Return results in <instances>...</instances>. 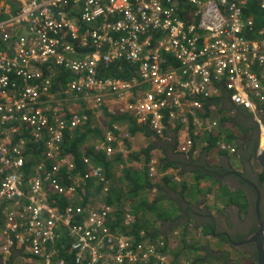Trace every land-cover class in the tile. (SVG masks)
<instances>
[{
    "label": "built area",
    "instance_id": "obj_1",
    "mask_svg": "<svg viewBox=\"0 0 264 264\" xmlns=\"http://www.w3.org/2000/svg\"><path fill=\"white\" fill-rule=\"evenodd\" d=\"M7 1L0 6V16H9L0 20V253L6 260L17 245L41 264H68L57 243L70 238L71 247L61 249L74 253L73 264H141L151 257L164 263L153 246L135 245L112 231L110 206L78 203L86 195L77 192L81 176L72 175L73 159L58 155L65 132L88 116L57 100L53 80L75 77L60 85L69 96L65 102L75 96L99 107L103 93L128 92L120 112L141 124L151 121L159 132L165 114L174 116L183 99L188 108L202 110V101L228 91L234 104L255 117L264 142V26L254 18L264 19V0ZM168 56L176 61L164 72ZM123 60L141 63L150 90L133 92V84L101 75ZM31 142L38 146L33 153L44 145L39 161L27 150ZM190 147L188 140L182 149ZM87 170L97 184L105 181L101 168ZM64 173L72 182L65 186ZM62 199L69 202L64 209Z\"/></svg>",
    "mask_w": 264,
    "mask_h": 264
},
{
    "label": "crops",
    "instance_id": "obj_2",
    "mask_svg": "<svg viewBox=\"0 0 264 264\" xmlns=\"http://www.w3.org/2000/svg\"><path fill=\"white\" fill-rule=\"evenodd\" d=\"M2 2L3 0H1L0 4H2ZM249 10L255 12V8L252 5L249 6ZM254 18L258 27L264 26L263 17L255 15ZM110 99L111 98L108 99L109 102L107 101L106 104L107 109H111V107H113V103L110 102ZM212 103H214L213 106L206 107L203 112H200L197 115H194L193 111L191 110H187L185 112L189 122L191 124H195L194 128L188 129L187 126H183L180 128L179 134H177L176 131H169L167 135H169L168 137L172 140L178 139V136H181L182 138L189 135L194 136L197 133L207 131V129L205 128L207 121L214 120L218 123L216 134H219L221 136L222 134H225V136H233V138L229 139L230 141L227 143L228 145L236 149V153L234 154H232L230 151H223L219 146L209 148L207 146L208 139L206 140V137L208 135L207 133L205 137H200L196 140V149L199 151V155L191 161L186 155L178 154L176 151H174V144H171V142L167 141L166 139H155V137L153 136L147 137L142 132H138L129 140V138H126L125 136L129 129L128 125L125 124L126 122L116 123V125L120 128V132H118V134L116 135L118 143L117 147L115 148L116 154L112 158L114 159V162L112 164L113 172L115 174V178L116 175H125V171H129L131 173V176L138 172L145 178L146 185L143 186L144 188L140 191V196H137L138 203L136 202L135 197L133 199L129 197L128 199H126L125 197V199L122 200V203L125 206V213H129L132 211V205H138L137 217L140 220L139 223L141 224V226L143 225L145 229L148 228L147 225H144L147 223V217L153 215L151 212H149V210H147L148 208L144 205V203H146L147 199H149V201L152 203L154 194L158 193L160 187L156 186V181H151L147 177L145 172V169H147L146 155L142 154V151L146 147L152 145L153 163L155 161L158 163L159 160L162 167L163 165L168 164L175 165L176 169H171L170 173L172 174V172L174 171L175 177L178 178H173V180L166 185H162V182L159 181L162 187L161 194H163L164 196H166L167 194H172L171 199L175 200L176 204L179 197L180 201L182 200L181 203L183 204L185 211H180V216L177 219L169 217L161 219L160 222L153 225L154 227L162 229V231H165L167 229H174L179 226L180 233L183 234L181 241L171 242V252L169 254L167 251H164V254L170 256L169 264H182L184 262V259L186 258H195L204 255V253L202 254V250L197 251L195 254H190L186 247H190L189 244L191 243H193L195 247H210L212 250L217 252L223 251V241L220 238H216V235H205L206 226H209V228L212 227L214 229V219L219 218V216H221L223 221H225L227 224H231V216L229 215L231 211L229 209L234 208V206L236 208H239L240 212L245 215L239 205L231 202V198L233 196L234 198H240V194L242 193L239 190L232 191L228 187L227 183L229 180L228 175H231V172L240 174L244 173L246 161L241 156V149L242 147L244 148V146H246L248 142V138L250 137V134L252 132L253 124H251V120L249 117L250 115L247 112L237 110L235 114L234 112L229 113L227 109L229 111H233V106L231 104L227 103L224 107L223 103L217 99L213 100L211 104ZM101 112H106V110H103ZM101 117L102 116H100L99 119L95 120V122L93 120L92 122L90 121V128L92 130H98L100 128L103 130V132L107 131V124H109L107 122L109 121H107L105 117H103V119H101ZM227 119H235L239 121V126L234 125L233 122L224 121ZM229 132L231 133L229 134ZM87 142V146L102 145V143H100V139H90ZM118 157L121 161L118 160ZM177 160H179L180 162ZM118 166L121 167L122 172H119L117 170ZM196 177L201 178L199 182H197ZM172 182L176 184L174 188L169 187L172 186ZM200 189L201 191H203L202 194L198 193ZM228 191L230 195L228 196L227 202H221V199L223 197L227 198V195L225 193H227ZM142 192H144V194H141ZM181 193L186 196V199L180 195ZM190 193H197L199 197L198 200H195V197H192ZM159 197L160 195L157 194L154 200ZM0 219L1 221H3L2 216H0ZM161 223L163 224L161 225ZM183 227L184 232L181 231ZM212 228L210 229L212 230ZM215 232H217V230ZM155 240L157 241L159 239ZM17 253H14V256ZM177 253H179L178 259L175 258ZM28 254L29 253H27V255ZM193 260L194 259H191L190 261H188L190 263L185 262V264H191ZM40 262L41 261L37 259L26 258V255H23L17 259L18 264H40ZM142 264L159 263L144 261Z\"/></svg>",
    "mask_w": 264,
    "mask_h": 264
},
{
    "label": "clouds",
    "instance_id": "obj_3",
    "mask_svg": "<svg viewBox=\"0 0 264 264\" xmlns=\"http://www.w3.org/2000/svg\"><path fill=\"white\" fill-rule=\"evenodd\" d=\"M7 2H8L7 0H3L2 4H0V6H2V5L7 6ZM0 3H1V0H0ZM1 16H3V15H1ZM259 16L262 17V15H259ZM27 27H28V25L22 26V34L24 35V37H26V36H28V34H30L29 31L27 30ZM24 28H25V33H24ZM13 43H14V41H12L10 44L13 45ZM175 61H176L175 57H172V56L166 57V63L164 64V67L165 68L167 67V68L164 70V72L167 71L168 68H173L174 66H172L171 64L174 63ZM123 62L125 64V66H126L127 71L131 74V79L130 80H125V79H121L120 78L119 80H121L123 82H128L129 84H133L134 87L131 88L132 89L131 91H133V92L140 91V90H145V91L146 90H150L151 89L150 83H147L145 81V79L143 78L142 74H141V71H140L141 63L140 62H130V61H127V60H123L121 63H123ZM120 69H122V66H121ZM107 73H108L107 71L106 72H101V75L102 76L105 75L106 77H108L106 75ZM66 76L70 78L69 81H73L75 79V77L72 76V75H64V76H62V78L66 77ZM112 78H114V77H112ZM53 82L55 84L57 81L53 80ZM68 82H66L65 78H64L63 82H61V84L58 83L57 87H55V85L53 84V91L55 93V97L57 98V100L63 101L65 107L68 106L69 108H72L73 110H75V112H77L79 114L80 113H85L88 116V120L85 122V124L79 126L74 131H72V134H74V132L76 130L81 129L84 126H87L90 121L92 122V120H93L95 122V120H97V118L94 117V113L97 110H99V111L106 110L107 113L103 112L101 119H103V117H105L107 119V121H109V122H107V123H109V124H107V126L109 128L107 127V131L106 132H103V130L100 129V128L98 129L99 131H101V135L100 136L102 137V139L100 140V143H102V145L100 144L101 146H95V145L94 146L93 145L92 146H87L88 142H86V145L83 148V151L87 150L86 147H88V148L89 147H95V151L96 152L103 151L107 155V157L111 160L116 154V149L115 148L117 147V143H118V141L116 139V135L118 134V132H120V128H119V126L116 125V123H118L119 121L115 122L113 127L110 128V120H111L110 117L111 116H115V117L116 116L117 117L127 116L128 119H130V122H131V120H133V122L135 123V125L137 127L146 128L149 131H151L152 135L150 137L153 136V137H155V139H166L167 141H170L171 144H174L173 145L174 151H176L178 154L186 155L192 161V160H194V158H196L199 155V151L196 149V146H197L196 140L197 139H199L200 137H205L207 135V133H208V135H214V136H218L219 138H222L221 135L216 134V131H217V128H218L217 121L208 120L206 125H205V128L207 129V131H203L202 133H197L194 136L189 135V136H185L184 138H182L181 136H178V139L172 140V139H170L168 137L169 135H167V134L169 133V131H174V132L176 131L177 134H179L180 128L183 127V126H187L188 129L194 128L195 124H191L189 122L185 112L187 110H191V111H193L194 115H197L198 113L203 112V110L206 107L213 106L214 103L211 104V102L213 100L217 99V100H219V101H221L223 103L224 107L226 106L227 103L231 104L233 106L232 107L233 111H229L227 109V111L229 113L234 112V114H235V112L237 110H242L244 112H247L250 115L249 117H250V120H251V124H253L252 130L256 129L258 131V133H259V146L257 148L258 150H257L256 154H258V155H259V153H263L264 154V142H262V135H261L262 131H261L260 125L256 121L255 117H253V115L250 112H248V110H245L242 107L237 106L236 104H234L232 102L231 98L228 96V94H231V93H228V91L227 92H223L221 95H219V97H215V98L211 99L210 101H202L205 104L204 108L202 110L188 108L187 107V105H188L187 99H183L180 106L175 107V108L172 109V111L174 113V116H171L170 112L165 114V117L162 119V123H163L164 127H163L162 131L159 132L157 129L154 128V126H153L151 121L150 122L148 121L146 124H141V123L138 122L137 118H135L133 115H130L128 113H121L120 112L121 108L129 101L128 92L124 93L123 95H119L118 93H116V94H113V93L112 94H108L107 92L103 93L102 95H100L101 98H102V104L99 107L95 106V104L91 103L90 101L87 102L83 98H81V97L77 98L75 96H71L69 98V101L65 102L64 99L69 97V96L66 97V96H64L61 93V86L60 85H66ZM223 96H225V97H223ZM109 98H111L110 102L113 103V107H111V109H107V107H106V104H107V101H108ZM195 100H197V99H195ZM78 102H84L85 103L84 107L81 108L82 109L81 111H77L76 110V105H77ZM64 113L69 114V112L66 109H64ZM261 118H262V122H263V125H264V114H263V116ZM235 121H236V123H238L237 126H239V121H237V120H235ZM125 124H127L128 128H129L125 136H126V138H129V140H130V138L133 137L134 135L131 134V132H130V124H129V122H126ZM240 124H241V122H240ZM171 126H173L174 128L171 127ZM147 137H149V136H147ZM108 138H111L110 142L108 141ZM91 139H93V138H91ZM88 140H90V137L88 138ZM188 140L191 141V147L188 149V151H184L182 149L183 145ZM208 145H209V143L207 144V146ZM150 146H152V145H150ZM150 146H148V147H150ZM217 146H219L223 151H230L232 154L236 153V149H234L232 146L228 145V143L225 142L224 140H222V141L219 140L218 143H217ZM108 147L112 148V153H110V154L107 152V148ZM148 147L143 149L142 154H144L143 152ZM152 148H153V146H152ZM30 152L33 154L34 157H36L32 151H30ZM150 156H151V161H150L149 164H147V166H146L147 169H145V172L148 174V175L147 174L146 175L151 181H154L155 179L158 178V180L156 181L157 182L156 186H159L160 190L158 191V193L154 194V196L156 197V195L159 194L160 197H161L163 195V194H161L162 187H161V185L159 183V181L161 180V177H162V180L164 182V185L169 184L170 181L173 180V178L174 179L178 178V177H175L174 171L172 172V174L170 173L171 169L175 170L176 168H174L173 166H167V165H163V167H162L159 160H158V163L156 161L153 163L152 162V151L150 153ZM84 159H85V162L87 163V168H88L89 165L97 167V166H95V164H94L92 159H88L86 157H84ZM177 161H179V160H177ZM30 162H34V161H29L27 164L29 165ZM75 168H77L76 164H75ZM99 168H101V167H99ZM260 170H262V169H260ZM151 174H153V175L151 176ZM104 177H105V175H104ZM119 178L120 177L118 176V180L117 181L122 180L124 178V176H123V178H120V180H119ZM165 178L168 179L167 182H166ZM104 179H105V181L100 183V184L104 185L103 186V196H102L101 199L100 198H93L94 200L92 199V201H95V204L107 205L106 203H104L103 198L106 197V195L110 191V188H111L112 184H111V181L109 179H107L106 177ZM106 183H108V184H106ZM178 183H180V182H178ZM172 185H173V182H172ZM105 188H107L108 190L105 191ZM239 191L242 194H240L241 197L239 198L238 203H234L236 205H240V201L242 203H244V201H245V198H244L245 191H243V190H239ZM202 193H203V191H200L199 194H202ZM171 195L172 194H167L166 196L163 195V198L171 199V198H168V196L172 197ZM180 195L183 196V198L186 199V196L184 194L181 193ZM155 197H154V199H155ZM135 198H136V202L138 203V198L137 197H135ZM159 198H157L156 200L153 199L152 203L149 201V199H147V201H146L147 206L148 205H152V206H149V208L150 207L153 208V206L155 205L156 201ZM179 201H180V199L178 197V201H177L178 205L177 206L179 207L180 211L184 212L185 208H184L183 204L181 203L182 200L180 202ZM139 204H141V203H139ZM82 206H85V205H82ZM107 206H110L113 209V216L115 217V221L108 223V225L112 229L111 225H113L114 223L117 222L116 221L117 218L115 216V213L117 212L116 207H115L116 205H107ZM124 207L125 206L122 203V209H123V212H124L123 220L121 221V223H118L119 226L117 228H115V229H112V231L114 233H117L119 235H122L124 237L132 239V241L134 242L135 245L138 244V243H141V244H144L146 246H153L155 248L154 252H156V255H159L161 257H165L166 261L164 263H162L160 260L156 259L155 257H151L149 261L156 262V263H159V264H169V257L170 256L164 254V251L165 252L167 251L168 254H169L171 252V242L181 241V239L183 237V234L180 233L176 228L170 229V230L167 229L165 231H162V229H159L158 227H154L153 225L155 223L160 222V220L162 219L161 216L156 218V219L154 217L147 218L146 219L147 223L144 224V225H147L148 228L145 229L143 227V225L141 226V224L139 223L140 220L138 219V217L135 216V208L138 207V205H132V211L129 212V213H125ZM261 214H263V213H261ZM256 217H257V212H256ZM163 219H165V218H163ZM218 219H222V217L219 216ZM0 221H1V219H0ZM257 221H258V219H257ZM3 224H4V220L1 221V226H0V246L3 243L2 237H1V232L4 229V225ZM137 224L141 227V229L138 230V235L136 236L135 234H133V231L135 230ZM162 224L163 223H161V225ZM206 227H208V226H206ZM210 228H212V227H210ZM157 229H159L160 231L157 230ZM255 230L257 231V226H256ZM203 233H204V231H203ZM153 234H156V237H153L152 236ZM210 234H211V232H210ZM210 234L207 235V236H210ZM250 236H248V238ZM216 238H218V237H216ZM155 239H159V240L156 241ZM59 242L57 244H59ZM63 246H65V245H63ZM189 246L190 247L187 246L186 248H187V250L189 251L190 254H195L197 251H201V250H202V254H203L204 253L203 249H209L212 252V254H213V252H217V251L212 250L210 247H195L193 245V243L189 244ZM222 247L224 248L225 251L228 250V247L225 245L224 241H223ZM13 251H15L14 253H17V252L19 253V254L17 253L15 255V260H14L15 262L17 261V259L19 257H21L23 255L24 256L26 255V258H28L27 257L28 255L30 257L32 255V254H30V252H25L24 249H18L17 245H15L11 249L10 255L6 256V260H5L4 255L0 253V264H7V262L10 261V256L13 253ZM27 253H29V254L27 255ZM173 256H174V254H173ZM204 256H205V253H204L203 256H200V257L186 258V259H184V262L182 264H185V262H188L191 259H194L191 264H212L213 262L210 261V259H213L217 264H220L219 260L214 259V257H212V258H210V259H208V260H206L204 262H199L198 261L199 258H202ZM72 257H73V259H72L73 262H71V263L73 264L74 263V256L72 255ZM175 258L176 259L179 258V253L176 254ZM28 259H32V258H28ZM35 259H36V257H35ZM188 263H190V262H188Z\"/></svg>",
    "mask_w": 264,
    "mask_h": 264
},
{
    "label": "trees",
    "instance_id": "obj_4",
    "mask_svg": "<svg viewBox=\"0 0 264 264\" xmlns=\"http://www.w3.org/2000/svg\"><path fill=\"white\" fill-rule=\"evenodd\" d=\"M120 66H122V69H120ZM107 76L108 77H114L116 79H125V80H130L131 79V74L127 71L126 69V66L123 63H115V64H111L109 67H108V70H107ZM65 78V81L68 82L70 80L69 77H64ZM64 78H60L59 81H57L54 85L55 87L58 86V82H63ZM110 128L113 127V125L115 124V122L119 121V122H129L130 124V132L131 134L135 135L136 133L138 132H142L144 133L146 136H151L152 133L151 131H149L148 129L146 128H141V127H137L135 125V123L133 122V120H131L130 122V119H128L127 116H124V117H115V116H111L110 117ZM224 121H229V122H233L234 125H237L238 123L235 122V119L233 120H224ZM231 132H229L230 134ZM101 135V131L97 130V129H91L90 128V122L87 126L81 128V129H78L76 130V132L74 134H72L71 132L69 131H66L65 132V140H64V143H63V148L61 150V152L59 153L58 156L60 157H63V156H66V157H70L71 159H73V162L74 164H76L77 168L76 170L72 173L73 176H77V175H80L81 176V189H79L77 192L79 194H81L82 191H84V193H86V195H79L80 197L83 196L84 198V201L83 202H80L82 205H88L90 203H92V199L93 198H102L103 196V184H96V181H93V179H89L88 178V170H87V163L85 162V159L84 157L88 158V159H92L95 166L97 167H101L102 169V174L105 175V177L107 179H109L111 181V184L117 180H115V174L113 172V168H112V164L114 162V159L110 160L107 155L103 152V151H99V152H96L95 151V147H86L87 150L83 151V148L85 147L86 145V142L88 140V138L90 137L93 138V139H102V137L100 136ZM223 138H219L218 136H214V135H207L206 137V140L208 139V147L209 148H213L215 146H217V143L218 141H222L224 140L225 142H229L230 140L229 139H232L233 136L230 135V136H225V134H222ZM30 139V137L28 138ZM41 145H40V150L39 151H35L34 152V155L36 156V160L39 161L42 159L41 157V151L44 150V145L42 144V142H40ZM44 143V142H43ZM32 148H34L33 150H38V146L37 144L31 142L30 144H28V152L32 151ZM152 146L148 147L143 153L146 155V164H149L150 161H151V156H150V153L152 151ZM118 160H120V158L118 157ZM48 164V163H47ZM122 164V163H121ZM30 167L31 166H34L35 165V162H30L29 163ZM173 164H168L167 166H172ZM51 166V165H49ZM173 167L175 168V165H173ZM27 173L29 174L31 171L29 169H26ZM125 175L124 176V179L128 180L129 181V185H130V189L128 191V197L129 198H134V197H137V196H140V191L144 188L143 186L146 185V183L142 184L141 182H139V178L136 177L135 175H132L131 176V173L128 171V173H126V171L124 172ZM147 174V173H146ZM148 175V174H147ZM117 176V175H116ZM166 179V178H165ZM197 179V182H199V180L201 179L200 177H196ZM120 180V179H119ZM261 180L264 181V173L261 177ZM60 181L61 183L65 186V185H69L71 182L70 179H68V176L64 173L63 175L60 176ZM168 181V179H166V182ZM201 189L198 191V193H200ZM227 196L230 195L229 191L227 193H225ZM233 196V195H232ZM112 198H115V201L114 202L112 200ZM124 196L122 195V192H116L115 190L113 191L112 189V185H111V188H110V191L108 192V194L106 195V197L103 198V201L104 203H106L107 205H116V210L117 212L115 213V216L117 218V222L114 223L113 225H111L112 229H115L119 226L118 223H121V221L123 220V217H124V212H123V209H122V200H123ZM60 201V200H59ZM239 201V198L238 197H235L234 196L231 198V202L232 203H238ZM69 205V202L67 200H61L60 201V207L61 209H64L66 208L67 206ZM145 206H147V203H144ZM149 206H152V205H148L147 208H149ZM240 208L241 210L243 211V213L245 215L248 214L249 212V206H248V202L247 200L244 201V203H242L240 201ZM151 208V207H150ZM138 208L136 207L135 208V212L137 214V210ZM108 220H110V217L108 218ZM107 223H109L107 221ZM141 227L137 224L136 225V228L135 230L133 231V234H135L136 236L138 235V230H140ZM211 232V229L209 227H206V230H205V235H209ZM153 237H156V234H153L152 235ZM71 240L70 238H66V239H62L59 244H57V247L60 249V252L62 255H68L67 256V261H68V264H72V259L73 257L70 256L68 254V252L66 251V249L69 248V246L71 247ZM65 245V248L66 249H61L62 246ZM204 253H205V256L202 257V258H199V262H204L210 258H212V252L209 250V249H203ZM14 252L11 254L10 256V263L14 264V260H15V256H14ZM73 256H74V253H72ZM28 258H33L35 259V256L31 255V257L28 255L27 256ZM39 260V259H37ZM9 263V264H10Z\"/></svg>",
    "mask_w": 264,
    "mask_h": 264
},
{
    "label": "flooded vegetation",
    "instance_id": "obj_5",
    "mask_svg": "<svg viewBox=\"0 0 264 264\" xmlns=\"http://www.w3.org/2000/svg\"><path fill=\"white\" fill-rule=\"evenodd\" d=\"M259 146V133L252 130L248 142L241 149V156L246 161L244 173L231 172L228 175V187L232 191H245L244 198L248 202L249 212L243 215L239 208L229 209L231 213V224L223 219H214L215 227L211 234L216 235L228 250L213 252L212 257L219 260L220 264H233L238 257L249 258L252 264H257V252L253 244H241L248 236L254 233L257 226L256 206L259 203L260 212L264 214V181L261 177L264 171L260 170L261 165L255 160V154ZM256 187V188H255ZM209 227V226H208ZM217 230V232H215ZM235 264V263H234Z\"/></svg>",
    "mask_w": 264,
    "mask_h": 264
},
{
    "label": "rangeland",
    "instance_id": "obj_6",
    "mask_svg": "<svg viewBox=\"0 0 264 264\" xmlns=\"http://www.w3.org/2000/svg\"><path fill=\"white\" fill-rule=\"evenodd\" d=\"M9 1L13 2L14 0H9ZM8 17H9L8 15H3V16L0 17V20H4V19H6ZM84 104H85L84 102H78L77 105H76V110L77 111H81L82 110L81 108L84 107ZM102 114L103 113L101 111L97 110L94 113V117H96L97 119H99V117L102 116ZM117 170L119 172H122V169H121L120 166L117 167ZM126 173H128V171H126ZM134 175L139 178V182H141L142 184L146 183L145 182V178L142 176V174H140V173L137 172ZM118 176L120 178H123L122 175H117L116 178H115V180H118ZM157 180H158V178L155 179L154 181H157ZM160 181L162 182V185H164V182L162 180V177H161V180ZM175 185L176 184L173 182V185L172 186H169V187L170 188H174ZM112 189H113V191L115 190L118 193L119 192H122V195L124 196L123 199H125V197H126V199H128V191L130 189V185H129V181L128 180H126V179L123 178L120 181L113 182L112 183ZM144 192H142L141 194H144ZM190 195L192 197H195L194 198L195 200H198V194L197 193H190ZM168 198H172V197L168 196ZM227 199H228V196H227V198H224L223 197L221 199V202L226 203L227 202ZM112 200L114 202H116L115 201V198H112ZM147 210H149V212L152 213V215L154 216L155 219L158 218L159 216H161L162 219L163 218H169V217H172V218H176L177 219L180 216V209L177 206L175 200L165 199V198H163V195L156 201V203L153 206V208H148ZM135 216H137L136 212H135ZM145 216H147V215H145ZM153 216L150 215L147 218H151ZM176 229L180 232V227L179 226H177ZM181 231L184 232V227L181 229ZM210 261L213 262L212 264H217L213 259H210ZM234 263L235 264H252L251 260L249 258H247V257L246 258L238 257V258H236V260H235Z\"/></svg>",
    "mask_w": 264,
    "mask_h": 264
},
{
    "label": "water",
    "instance_id": "obj_7",
    "mask_svg": "<svg viewBox=\"0 0 264 264\" xmlns=\"http://www.w3.org/2000/svg\"><path fill=\"white\" fill-rule=\"evenodd\" d=\"M255 160L260 163L261 169L264 171V154H255ZM256 212L258 219L257 231L241 244H254L257 252V264H264V214L260 212L259 203L256 206Z\"/></svg>",
    "mask_w": 264,
    "mask_h": 264
},
{
    "label": "bare ground",
    "instance_id": "obj_8",
    "mask_svg": "<svg viewBox=\"0 0 264 264\" xmlns=\"http://www.w3.org/2000/svg\"><path fill=\"white\" fill-rule=\"evenodd\" d=\"M3 225H4V224H3ZM56 254H58V253H56ZM36 259H39V258H36ZM54 259H55V258H54ZM9 263H10V261L7 262V264H9ZM13 263H14V264H18L17 261H16V262L14 261ZM43 263H46V260H43ZM10 264H12V263H10Z\"/></svg>",
    "mask_w": 264,
    "mask_h": 264
}]
</instances>
